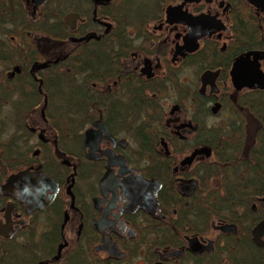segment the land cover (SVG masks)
<instances>
[{
  "label": "flooded vegetation",
  "instance_id": "obj_1",
  "mask_svg": "<svg viewBox=\"0 0 264 264\" xmlns=\"http://www.w3.org/2000/svg\"><path fill=\"white\" fill-rule=\"evenodd\" d=\"M0 264H264V0H0Z\"/></svg>",
  "mask_w": 264,
  "mask_h": 264
}]
</instances>
